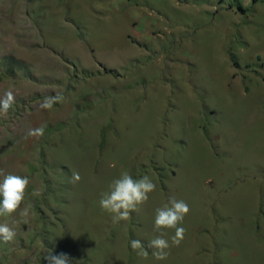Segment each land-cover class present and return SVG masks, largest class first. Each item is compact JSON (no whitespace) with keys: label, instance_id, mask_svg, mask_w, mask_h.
Segmentation results:
<instances>
[{"label":"rangeland","instance_id":"rangeland-1","mask_svg":"<svg viewBox=\"0 0 264 264\" xmlns=\"http://www.w3.org/2000/svg\"><path fill=\"white\" fill-rule=\"evenodd\" d=\"M8 90L0 169L29 178L30 215L8 218L0 264H264V0H0ZM124 171L157 187L114 224L99 200ZM170 197L190 211L158 261L147 244H171L154 228Z\"/></svg>","mask_w":264,"mask_h":264},{"label":"clouds","instance_id":"clouds-1","mask_svg":"<svg viewBox=\"0 0 264 264\" xmlns=\"http://www.w3.org/2000/svg\"><path fill=\"white\" fill-rule=\"evenodd\" d=\"M65 97L62 93L45 96L39 103L42 110H52L57 103H63ZM15 102V95L12 90L5 92L0 99V110L7 112ZM45 126L29 129L27 135L31 137H40L44 134ZM0 243L9 244L14 241L17 233L14 225L18 221L9 219L18 213L22 222L27 223L30 215V205L22 204L25 202L26 193L30 180L27 176H20L11 173H5L0 169ZM81 179L78 172H73L71 182L77 183ZM156 184L148 175H144L139 179H134L128 171H124L119 178L115 179L109 186V190L101 194L99 200L100 208L111 214L112 222L118 224L121 221L130 219L132 212H138L139 206L147 202L149 194L156 190ZM32 196L39 197L41 191L33 189ZM190 208L183 200H177L170 197L168 203L163 207L155 210L154 228L159 231L161 229H174L175 234L171 237V244L163 238V235L153 238L147 244V248L153 249L151 255L155 260H166L171 246H179L184 239L185 228L180 226L189 213ZM131 248L137 255L143 259H147L149 252L145 245L138 239L131 241ZM49 264H70V258L65 253L59 255H49L46 257Z\"/></svg>","mask_w":264,"mask_h":264}]
</instances>
